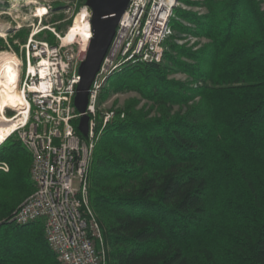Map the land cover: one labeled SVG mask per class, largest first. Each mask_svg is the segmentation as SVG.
<instances>
[{"label":"trees","instance_id":"16d2710c","mask_svg":"<svg viewBox=\"0 0 264 264\" xmlns=\"http://www.w3.org/2000/svg\"><path fill=\"white\" fill-rule=\"evenodd\" d=\"M204 5L175 10L193 27L171 24L206 43L194 50L172 35L161 62L127 65L102 91L151 101L118 110L92 156L89 202L107 264H264V9ZM13 134L0 143V264H60L42 218L9 220L35 189L31 154Z\"/></svg>","mask_w":264,"mask_h":264},{"label":"built area","instance_id":"2783aa9c","mask_svg":"<svg viewBox=\"0 0 264 264\" xmlns=\"http://www.w3.org/2000/svg\"><path fill=\"white\" fill-rule=\"evenodd\" d=\"M68 5L78 14L86 8L91 24L92 10L86 0H68ZM45 6L49 13L51 6ZM179 7L188 8L183 0L129 1L89 89L84 112L74 102L81 80L79 65L87 50L81 49L79 35L64 41L70 28L61 34L55 27L41 25L30 31L22 47L19 87L26 103L12 133H18L31 154L35 189L9 219L27 224L42 218L48 245L62 264H106L103 232L89 202V170L101 133L118 112L102 110L100 93L121 66L162 61L165 41L175 33L171 22ZM45 28L54 32L56 42L39 36ZM188 40L194 44L199 37L189 35L178 41ZM83 114L89 115L87 135H81L74 123L78 125Z\"/></svg>","mask_w":264,"mask_h":264},{"label":"rangeland","instance_id":"374dc122","mask_svg":"<svg viewBox=\"0 0 264 264\" xmlns=\"http://www.w3.org/2000/svg\"><path fill=\"white\" fill-rule=\"evenodd\" d=\"M183 1L186 3L188 8H181V9H184L187 11H194L199 14H203L207 10L206 6L204 5V0H183ZM259 1H260L261 9H264V0H259ZM56 2H60L61 6H57L56 8V5H55ZM46 4L51 6V8H49V13L46 10L47 8L45 6ZM36 6L38 7L36 8ZM36 13L38 15H43V16L40 18L38 15L36 16ZM45 13H48V14L44 15ZM78 15L79 14L76 8L73 9L69 7L68 0H54V1L52 0H33L32 2H29V0H0V27L2 28V31L5 32L4 34L0 35V52L9 51V52L15 53L20 58L22 47L27 42L28 34L30 33L32 29L37 28V26H41V25H50L51 27H55L57 31L63 34L64 32H66V30H68L71 27L72 24H74V21L76 20ZM177 19L184 25L192 26V27L194 26L193 23L187 21L186 19L182 17L177 16ZM42 32L43 34H41ZM42 32H40L39 34L40 37H43L46 39L52 37L54 42L58 40L57 36L54 34V32L51 29L45 28ZM189 35H194V34L190 32L178 31L177 29H175V33L173 36H174V40L176 43L180 45H187V46L193 47L194 50L198 49L199 47H201L204 43L208 41V39L204 36H197L199 37V41H197L194 44H191L189 40L183 43H180L178 41L181 37L186 38ZM194 46H197V47H194ZM165 49H167L166 46H165ZM77 52L78 50L76 49L75 54ZM21 58L22 60H24V56H21ZM127 65H131V64H125L121 66V68L115 70L113 74L116 73L117 71H120L123 67ZM169 77H174V78L182 79V80H185L187 78L186 74L183 72L170 73ZM106 84L103 86L101 93H100L99 102H100L102 110L107 109V108L115 109L117 112L118 110H121L120 113L124 112L125 114V108L127 104L133 101H136L135 107L138 109L142 107L149 108L151 101L145 97H142L140 93L136 90L112 92L107 97L101 98L102 91L104 87L106 86ZM19 89L21 90L20 87ZM9 111H13L14 116L16 115L15 113H17V110L12 105L5 108V114L8 117H11L12 115H9L10 114ZM1 114L2 112L0 113V115ZM104 129L101 133L100 138L103 135ZM13 135L19 138L18 133H14ZM3 141H0V143H2ZM5 163L6 162H0V168H2V166L3 167L5 166L6 169L4 168L2 169L5 171H8L9 165L7 163L6 165H4ZM30 172H31V166H30ZM44 229H45V222H44ZM58 262L62 264L59 260ZM106 264H107V259H106Z\"/></svg>","mask_w":264,"mask_h":264},{"label":"water","instance_id":"95a60500","mask_svg":"<svg viewBox=\"0 0 264 264\" xmlns=\"http://www.w3.org/2000/svg\"><path fill=\"white\" fill-rule=\"evenodd\" d=\"M129 1L130 0H86L92 10V37L90 38L85 57L79 65L81 80L77 84L74 102L80 112H84L86 109L89 89ZM77 127L83 135H87L89 115L83 114L79 119Z\"/></svg>","mask_w":264,"mask_h":264},{"label":"bare ground","instance_id":"6f19581e","mask_svg":"<svg viewBox=\"0 0 264 264\" xmlns=\"http://www.w3.org/2000/svg\"><path fill=\"white\" fill-rule=\"evenodd\" d=\"M32 1L29 0V2ZM46 10L48 12V8ZM87 12L88 10L83 8L64 37V41H72L77 38L76 35H79L82 50L87 49L92 37L91 24L85 17ZM4 33L0 27V35ZM20 64V58L15 53L0 52V113L2 112L0 115V141L15 130L19 120L23 118L20 115L25 108L26 99L19 89ZM11 105L15 107L17 114L8 117L5 114V108Z\"/></svg>","mask_w":264,"mask_h":264}]
</instances>
